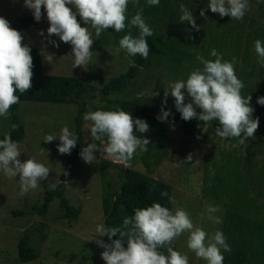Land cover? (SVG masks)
I'll return each instance as SVG.
<instances>
[{"label": "rangeland", "instance_id": "obj_1", "mask_svg": "<svg viewBox=\"0 0 264 264\" xmlns=\"http://www.w3.org/2000/svg\"><path fill=\"white\" fill-rule=\"evenodd\" d=\"M134 3H136L135 0H132L128 5L130 14L133 12L130 8L131 4ZM189 3L191 5L189 9L193 11L196 23L200 26L199 31L193 29V36L200 33L199 41L209 44L210 40L208 42L206 35H211L218 41L216 48L218 52L229 60L233 57L236 58V74L245 85L242 95H251L250 104L254 108L255 112L253 113L259 118L262 135L252 138L257 144L254 148L253 162L248 170L245 169L247 140L242 145L233 147L237 140L230 142L222 139L216 135L215 131L208 132L206 129L205 132L201 128L194 135H185L178 121L166 122L164 124V143L159 146L160 148L158 147L157 156L151 157L152 161L157 162L151 167V172L156 178L165 180L172 185L173 210L184 208L191 215L195 226L202 227L211 233L217 229L223 232L226 209L231 206L238 211H243L245 208L253 210L254 208L261 213V219L264 221V116H261L264 109L263 112L257 111L258 107L262 106L257 103V98L262 96L260 95L262 82L259 83V81L264 78V66L257 62L256 52L250 53L248 63L244 62L247 35L255 30L254 34L264 39V14L260 13L256 0H251V7L242 21L232 20L230 16L221 17L210 9L207 10L206 16L202 17L200 11L207 8L208 0H194ZM192 6L200 7L196 11ZM31 14L33 12L24 6V0H0V16H4L10 21V24L20 17ZM77 19L81 22V26H86L79 17ZM251 20H255V29L249 26ZM49 26L48 19L44 18L40 20V25L37 28L21 31L25 37L22 43L41 47L43 68L48 74L85 75L99 90L113 76L126 71L134 64L133 58L123 53L112 41L105 42L104 34L110 32L111 27H109L99 37L95 35V30H92L94 43L91 47L93 53L89 65L86 68L81 66L73 68V60L68 56L72 55L71 45L59 41V38L54 34L52 37H48ZM182 26L192 29L190 24ZM41 30L44 31V36L39 34ZM49 40L59 42V47H54L49 43ZM47 54L54 55L51 63L45 59ZM243 63H246L252 76L242 74ZM189 74L190 72L184 73L181 69L167 70L164 66L143 67L133 84L120 94L114 93L113 95L128 98L141 96L138 94L144 93L142 96L150 99L155 98L154 101L162 100L164 97L153 96V91L157 87L165 88L168 82L187 79ZM190 99L186 95L185 103ZM101 100L102 96L98 94L93 104L89 106L88 112L95 111L96 105H99ZM77 110L78 105L73 102L23 101L20 106V115L26 127L25 137L19 142L22 152L20 159L23 161L34 157L37 161L44 163L50 168L49 181L55 185L61 180L66 170L69 154L58 152L59 139L52 142L43 140L47 134L58 135L65 124L73 129ZM133 119L135 120V117ZM9 121L10 115L7 119L0 118V137L9 125ZM91 123V121H85L84 124V132L86 131L87 136L86 144L97 143L91 136ZM137 135L147 137V132L137 133ZM144 152L138 150L131 161L134 162L133 165L136 169L149 172L147 164L142 159ZM189 153L193 154L192 161L178 164L184 161ZM106 161L115 162L103 153H98L97 160L91 164L86 163L80 156L74 162L66 192L73 204L82 206V212L74 222H69L66 218L61 217L62 210L57 199L51 203L47 215L43 217L14 215L15 210L28 211L34 204L40 202L44 191L50 188L49 182L42 181L38 188L21 195L17 181L19 175L16 180L0 173V264H106L101 257L104 249L96 243L97 239L104 240V237L92 239L95 235L96 224H104L101 195L103 166L107 168L109 179L115 185H119L117 169L105 163ZM240 171L245 174L243 178H239ZM206 173L211 179L210 183L206 181ZM246 173L251 174L253 178L247 179ZM218 174L221 176L220 180L217 179ZM223 183L229 184L225 188L224 194ZM253 183H255L256 195L253 194ZM217 196H219L218 200ZM207 204L220 207L221 211L218 215L223 217L222 224H214L201 215ZM38 221L40 224L38 223V230L34 233L32 242L38 247L41 253L40 257L38 260L22 263L18 259L19 239L29 226ZM187 241L188 233L182 234L173 241L174 249L187 253L189 264H206V261L197 258L188 249ZM247 246H249L248 243Z\"/></svg>", "mask_w": 264, "mask_h": 264}, {"label": "clouds", "instance_id": "obj_2", "mask_svg": "<svg viewBox=\"0 0 264 264\" xmlns=\"http://www.w3.org/2000/svg\"><path fill=\"white\" fill-rule=\"evenodd\" d=\"M130 2L132 0H24V6L32 10L36 21L41 20L43 7L50 23L48 37L54 34L59 41L69 43L72 55L68 56L73 60V68H86L93 53V29L99 37L109 27L114 28L115 32L135 27L138 35L134 36L129 30L119 40V48L129 56L139 54L144 59L149 57L150 46L147 38L153 36V29L146 23L143 8L128 17ZM135 2L139 3V0ZM146 3L149 6H158L161 0H146ZM256 3L264 4V0H256ZM250 7L251 0H208L207 8L200 11V16H206L210 9L221 17L230 16L232 20L242 21ZM180 11V22H186L192 29L199 31L200 26L196 23L193 11L184 4L180 5ZM77 17L86 26H81ZM39 34L44 36V31L41 30ZM24 39L19 30L10 26L9 20L0 16V118L3 119L9 117L11 106L20 102V95L17 93L23 94L33 86V57L30 45L22 43ZM49 43L59 47L56 40H49ZM254 51L258 57L257 62L264 66V41L257 39L254 42ZM210 56L215 59H208L197 53L196 60L203 67L192 70L187 79L168 82L164 88L161 114H158L157 119L166 121L171 114L170 110L166 111L164 108L167 97L171 95L183 120L196 118L204 122L205 132L208 122L218 121L216 135L222 139L236 138L237 143L233 145L236 147L255 136L260 121L258 117L253 118L251 95H242L245 85L236 74V58L226 60L216 49L211 50ZM45 59L51 63L54 55L47 54ZM138 95L142 96L144 93ZM186 95L191 98L187 103ZM257 103L264 109V96L258 97ZM83 119L92 122L91 136L100 142L88 143L82 147L79 155L86 163L95 162L99 152L127 166L137 151H146L150 143L147 137L137 135L148 132V122L139 117L134 120L132 114L123 109H98L86 112ZM12 127L15 129L17 126ZM56 139L60 141L57 145L58 152L71 154L77 145L78 135L65 124L58 135L47 134L43 141L52 142ZM21 154L19 142L12 139L11 133H5L0 139V173L15 179L19 175V180H16L21 195L38 188L42 181H48V186L54 189L55 184L49 181L50 168L34 157L22 161ZM192 159L193 154L189 153L178 164ZM160 195L169 197L170 201L172 199L167 191L162 190ZM220 211L218 205L207 204L201 215L219 225L223 223V217L218 215ZM184 233H188V249L197 258L206 261V264H223L224 253L231 252L227 237L221 230L208 232L194 225L186 209L172 210L159 202L136 208L134 215L123 219L122 226L106 227L103 223H97L92 239L108 237L110 243L103 239L96 240L98 246L104 249L101 257L106 264H189L188 254L173 247V241ZM117 234L120 238L113 239Z\"/></svg>", "mask_w": 264, "mask_h": 264}, {"label": "trees", "instance_id": "obj_3", "mask_svg": "<svg viewBox=\"0 0 264 264\" xmlns=\"http://www.w3.org/2000/svg\"><path fill=\"white\" fill-rule=\"evenodd\" d=\"M194 0H161L158 6H149L146 0H139V3L131 4L133 12L128 13L130 18L140 8H143V16L146 23L153 29V36L148 37V43L150 46V53L147 59H144L139 54L136 56H130L134 60L126 71L113 76L105 85L99 90L92 85L89 79L85 75H65V74H48L43 68L42 49L38 45L29 44L31 47V55L33 57V77L32 88L27 92L20 95V102L14 104L10 108V121L7 128L1 134L0 139L4 137L5 133H11L14 141L20 142L24 139L26 134L25 123L20 115V106L23 101H37L48 103H76L78 110L75 115L73 129L78 135V142L75 148L72 149L71 154L68 155L66 163V170L61 177V180L55 185V188H48L44 191L40 202L34 204L27 210H15L14 215H37L43 217L47 215L51 203L57 199L59 201L62 213L61 217L66 218L69 222L77 220L82 212V206H76L67 197V182L71 176L74 162L80 156L79 153L82 147L86 144V131L84 132L85 120L83 116L89 111V106L93 104L97 95L102 96L100 104L96 105V110H116L123 109L130 112L133 117L142 118L150 125L147 132V138L150 143L147 146V150L143 153L142 159L147 164L149 172H143L134 167L132 164L121 165L120 163L113 161H106L113 168L117 169V175L119 177V185H115L109 179V173L107 168L102 167L101 182H102V207L104 213V224L106 227H119L122 226L123 219L134 215L136 208H143L151 205L154 202H159L164 206L173 210V187L165 180L158 179L152 174L151 167L154 162L151 157L157 156L158 147L162 146L165 139L164 124L166 122L178 121L182 131L185 135H194L204 127V122L199 121L196 118L185 121L181 118L180 113L176 110L174 97L169 95L167 97V104L164 105L165 110H170L171 114L166 121L157 119L158 114H161L162 100L154 101L146 96H133V97H119L114 96V93L120 94L131 84L135 82L138 75L141 73L143 67L150 66H164L167 70L177 69L183 70L184 73L191 72L192 69L197 67H203L196 60V54L201 53L208 59H215L210 56L212 49L217 48L218 41L216 38H212L211 35H206L208 42H201L200 33L197 36H193V29L186 25V22H180V5L184 4L186 7H190L189 2ZM200 3V2H199ZM200 5H202L200 3ZM203 6V5H202ZM200 6H192V8L198 11ZM260 13L264 14V4H259ZM42 18H47L46 12L42 7ZM127 23V21H126ZM185 23V24H184ZM255 20H251L249 26L254 28ZM40 25V21L34 19L33 14L25 17L18 18L10 26L19 30L20 32L27 29L37 28ZM255 29V28H254ZM131 31L132 34L138 35V29L135 27L121 32H115L111 27L109 33L105 32V42L112 41L115 46L119 47V40ZM255 30L251 31L246 37V48L244 51V62L248 63L250 53L254 51V42L257 39L264 41L263 37L255 35ZM112 36V37H110ZM123 53L126 52L121 49ZM129 56V55H128ZM224 59H227L224 56ZM190 64V66H189ZM242 74L246 76H252L247 68L246 63H243L241 68ZM262 82L260 95L264 96V78ZM164 88L157 87L153 91V96L164 97ZM252 92V90H251ZM199 112L200 109H197ZM258 111V110H257ZM255 112V111H254ZM253 118H256L253 113ZM264 116V113L261 116ZM13 125L17 127L13 129ZM219 126L218 121L213 120L208 122V132H214L216 127ZM262 127H259L255 133V137H261ZM155 136V137H154ZM154 137V138H153ZM253 138V137H252ZM252 138L247 139L246 146V167L249 170L253 162V153L256 146V142ZM227 141L233 142L236 138H227ZM100 142L97 141V144ZM157 143V144H156ZM160 148V147H159ZM99 153V152H98ZM97 153V156H98ZM157 158V157H156ZM124 167V168H123ZM245 171V170H243ZM67 173V175H65ZM218 173V172H217ZM244 173L240 171V177H244ZM246 173V178L251 180L253 176ZM221 176L218 174L217 179L220 180ZM239 180V179H238ZM207 183L211 182V179L206 173ZM252 185V182L250 181ZM229 184L223 183V194L225 188ZM167 191L169 197H161V191ZM255 183H253V194L256 195ZM252 194V195H253ZM262 195V193L258 192ZM217 196V200H218ZM232 207V206H231ZM226 209L223 233L227 237V242L231 246L230 253H224L223 264H264V221L261 219V213L251 208H245V210H236L233 207ZM40 221L36 222L32 226H29L24 235L18 242V259L22 263L38 260L40 257V251L37 246L32 242L34 233L38 230ZM120 238L117 234L113 239ZM127 239L126 237L124 238ZM104 241L109 242L108 237L104 236ZM247 243L249 246H247ZM174 244V243H173ZM126 246V245H125ZM174 247V245H173ZM166 252V249H163Z\"/></svg>", "mask_w": 264, "mask_h": 264}, {"label": "water", "instance_id": "obj_4", "mask_svg": "<svg viewBox=\"0 0 264 264\" xmlns=\"http://www.w3.org/2000/svg\"><path fill=\"white\" fill-rule=\"evenodd\" d=\"M262 110H263V106H260L258 111L262 112Z\"/></svg>", "mask_w": 264, "mask_h": 264}]
</instances>
